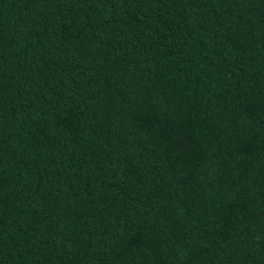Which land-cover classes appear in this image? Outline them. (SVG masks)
I'll return each instance as SVG.
<instances>
[{
  "label": "trees",
  "instance_id": "1",
  "mask_svg": "<svg viewBox=\"0 0 264 264\" xmlns=\"http://www.w3.org/2000/svg\"><path fill=\"white\" fill-rule=\"evenodd\" d=\"M0 264H264V0H0Z\"/></svg>",
  "mask_w": 264,
  "mask_h": 264
}]
</instances>
